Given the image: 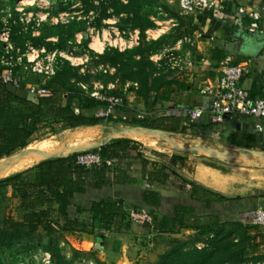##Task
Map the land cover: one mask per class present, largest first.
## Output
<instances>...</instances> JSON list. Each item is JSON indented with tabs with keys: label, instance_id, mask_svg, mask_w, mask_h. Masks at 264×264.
Returning <instances> with one entry per match:
<instances>
[{
	"label": "rangeland",
	"instance_id": "374dc122",
	"mask_svg": "<svg viewBox=\"0 0 264 264\" xmlns=\"http://www.w3.org/2000/svg\"><path fill=\"white\" fill-rule=\"evenodd\" d=\"M17 1L12 0L13 6L2 8L1 14L6 20L3 26L5 23L11 27L18 21L24 32L44 38L37 46L31 42L24 47L12 42L13 45L21 51H26L29 45L34 47L39 54L36 61L44 65L48 64L47 56L56 55L54 60L50 59L54 70L51 74L16 68L20 73L25 71L26 89L29 85L45 87L55 76L63 87L74 85L91 96L119 99L110 114L125 121L134 118L152 121L158 115L171 112L174 100L152 106L156 93L165 81L194 79L200 74L198 67L202 59L197 55L198 44L205 39L213 40L208 34L221 33L220 19L226 18L221 9L226 0H207L206 4L190 0L191 8L183 7L182 0H24L21 4ZM250 13L246 14L249 31L253 20ZM60 36L67 38L66 49L58 44ZM110 49L127 51V55L112 65L101 57ZM15 58L14 52L9 60ZM129 88L134 92H128ZM102 108L95 110L97 116H106L101 114ZM117 123L125 124L105 122L108 126ZM68 130L48 120L34 132L28 144ZM182 138L194 137L182 133ZM201 141L206 145L207 142ZM207 146L227 148V145ZM141 149L157 156L182 155L194 163L209 159L208 155L192 149L180 151L144 144ZM10 198V189H0V264H218L234 253H239L242 260L231 264H264L260 259L264 248L257 249L240 224L227 223L205 234L180 230L145 233L139 229L126 239L124 249L112 247L109 253L106 241L101 243L95 239L102 247L84 244L82 248L80 242L84 237L68 234L58 227L51 232L41 228L26 237L4 224L12 208ZM39 243L42 246L27 252L30 245Z\"/></svg>",
	"mask_w": 264,
	"mask_h": 264
},
{
	"label": "trees",
	"instance_id": "16d2710c",
	"mask_svg": "<svg viewBox=\"0 0 264 264\" xmlns=\"http://www.w3.org/2000/svg\"><path fill=\"white\" fill-rule=\"evenodd\" d=\"M5 5V2L0 0V30L3 28L1 10ZM126 8L123 7L124 10ZM43 38L31 36L30 31L24 32L18 21L11 26L10 39L17 46L24 47L27 42L37 46L38 41ZM59 38L60 43L58 44L66 49L67 38L64 39L61 36ZM2 53L3 42L0 40V76L4 71V65L1 63ZM126 55L127 51L110 49L102 53L101 57L106 62L115 65ZM212 58L222 61L226 58L224 49L214 48ZM63 86L57 77L53 76L45 86L48 92L32 99L28 96L24 81L14 85L4 82L0 77V158L25 147L34 132L48 120L60 124L61 129L100 122H125L173 132L192 130L193 133L200 134L192 127L181 126L182 119L175 114H161L152 121L137 118L125 121L113 114L97 116L95 110L108 104V101L91 96L74 85ZM175 86L186 87L185 84L175 79L165 81L162 89L156 93L152 106L160 102L171 101ZM129 91L134 92V89L129 88ZM229 118L231 119L228 117L215 124L224 123ZM226 139L244 148L261 147L260 145L243 144L233 136H228ZM141 145L142 143L133 139L113 138L94 148L103 161L91 168L78 165L76 163L78 153H73L44 159L23 171L0 179V189L11 190L12 208L4 224L7 227L16 228L26 237H30L33 232L41 228L48 232L54 231V225H56L68 234L79 236V238L94 237L104 243L106 233L124 232L129 230L130 226L136 225L128 218L123 200L102 196L100 199H87L80 203L75 202V196L85 195L91 187L100 189L117 183H130L136 178H141L146 183V187L142 189L143 205L136 207H146L152 213L153 231L178 232L181 228H192L205 234L218 229L220 227L219 216L211 215L201 219L191 214L194 209L190 207L181 206L173 215L161 214L156 210L160 205V195L157 189L185 192L192 199L199 201H224L227 198L189 180L164 164L145 158L140 151ZM226 222L242 225L249 234L250 241L256 243V235L253 234L251 227L230 220ZM101 231L103 232L100 235L96 234ZM144 232L148 231L144 230ZM39 246H42L41 243L30 245L27 252L30 248L37 249ZM260 259L264 260V256ZM241 260L242 256L234 253L218 264H231Z\"/></svg>",
	"mask_w": 264,
	"mask_h": 264
},
{
	"label": "crops",
	"instance_id": "0c3cea01",
	"mask_svg": "<svg viewBox=\"0 0 264 264\" xmlns=\"http://www.w3.org/2000/svg\"><path fill=\"white\" fill-rule=\"evenodd\" d=\"M3 1L7 7L13 6L10 0ZM223 5L222 14L226 18L225 20L220 19L221 27L218 30H221V33L208 34L207 36L213 40L205 39L198 44L197 55L202 59L198 67L200 74L194 79L191 77L175 79L185 84L186 87L175 86L172 94L175 106L170 110L171 112L164 114H175L180 117L181 126L192 127L200 134H195L192 130L179 133H186L190 137H201L207 142L206 145H227V147L240 148L237 144L227 141L228 136H233L243 144L261 146L260 148H242L264 152V119L229 118L224 123L215 124L210 122L207 111L201 119L195 122L189 121L185 116L187 108L197 107L207 110L212 104L213 96L204 94L202 88L213 82L219 74L221 62L225 59L216 61L212 58V50L216 47L224 49L226 58L229 57L231 63L247 64L248 72L243 75L241 84L253 96L264 98V0H226ZM253 9H256L255 11L260 15L258 20L260 29L249 31L246 14ZM3 19L1 16L2 22ZM140 151L145 158L164 164L189 180L227 198L224 201H199L192 199L185 192L157 189L160 195V205L156 210L159 213L173 215L177 208L186 206L193 208L194 211L191 214L201 219L211 215L219 216L220 226L226 225V221L229 220L241 223L253 229V234L256 235V248H264V226L252 223L255 210L259 207L264 208V163L241 165V163L229 162L213 156H208L207 161L194 163L189 157L187 159L181 157L182 155L157 156L146 150L141 149ZM256 157L259 158V156ZM145 187L146 183L141 178H136L133 182L126 184L117 183L100 189L91 187L85 195L77 194L74 200L82 203L87 199H100L102 196H108L111 199L121 198L125 212L128 213L131 209H142L136 206L143 205L142 189ZM143 209L148 211L146 207ZM139 229L146 230L148 233L154 232L151 226L132 225L124 232L106 233L107 253L112 251V247L124 249L126 239ZM180 231L197 232L192 228H181ZM95 241L98 240L94 237L85 238L80 245L82 248L84 244L96 247L98 242Z\"/></svg>",
	"mask_w": 264,
	"mask_h": 264
},
{
	"label": "built area",
	"instance_id": "2783aa9c",
	"mask_svg": "<svg viewBox=\"0 0 264 264\" xmlns=\"http://www.w3.org/2000/svg\"><path fill=\"white\" fill-rule=\"evenodd\" d=\"M17 2H19L18 4H21L24 0H18ZM200 2L206 4L207 0H200ZM181 4L185 8H191L190 0H182ZM250 16L253 19L250 23L251 31L259 30L260 25L258 20L260 15L255 11L250 13ZM10 30L11 27L5 23L0 30V40L3 42L1 63L6 66V70L1 73L0 77L4 82L18 85L24 81L25 71L20 73L16 70L17 67L22 70L43 73L45 75L54 72L50 59H55V53H53L52 56L46 57L48 62L47 65L36 61L39 54L35 48L29 45L26 51H21L20 48L15 47L9 39ZM14 52L16 53L15 60H9L12 58ZM59 54L62 56V53ZM247 72L248 67L246 63L233 64L229 57L225 58L221 62L219 74L213 82L202 88L204 94L213 96L210 108L207 110L197 107L187 108L185 110L186 118L191 122H195L201 119L205 111H207L209 120L212 123L222 122L226 118L224 117L225 114H229L231 118L264 119V98L253 96L251 92L241 84L242 77ZM47 92L48 89L46 87H36L34 85L28 86V93L35 97ZM92 96L98 97L96 94H93ZM98 98L102 99V97ZM102 100L108 101V104L103 106L101 113L106 116L115 111L119 102V99L117 98H104ZM257 126L259 127V125ZM102 161L103 158L98 152H95L94 149L78 152L76 157V163L86 168L98 165ZM107 162L110 163V161ZM127 214L130 221L138 226H153V215L146 209H131ZM252 223L264 226V208L259 207L255 210ZM54 227L57 226L54 225Z\"/></svg>",
	"mask_w": 264,
	"mask_h": 264
},
{
	"label": "bare ground",
	"instance_id": "6f19581e",
	"mask_svg": "<svg viewBox=\"0 0 264 264\" xmlns=\"http://www.w3.org/2000/svg\"><path fill=\"white\" fill-rule=\"evenodd\" d=\"M113 138L133 139L152 148L163 145L180 151L197 150L199 154L241 163V165L264 163V152L254 149L230 146L222 150L203 144L201 137L184 140L182 133L179 132L130 123H117L108 126L105 122H100L72 127L64 134H52L2 157L0 159V178L23 171L44 159L67 156L76 151L98 147ZM256 156L259 158L257 159Z\"/></svg>",
	"mask_w": 264,
	"mask_h": 264
},
{
	"label": "water",
	"instance_id": "95a60500",
	"mask_svg": "<svg viewBox=\"0 0 264 264\" xmlns=\"http://www.w3.org/2000/svg\"><path fill=\"white\" fill-rule=\"evenodd\" d=\"M224 117L228 118V117H230V115L229 114H225ZM97 246L102 247V245L100 243H97Z\"/></svg>",
	"mask_w": 264,
	"mask_h": 264
}]
</instances>
